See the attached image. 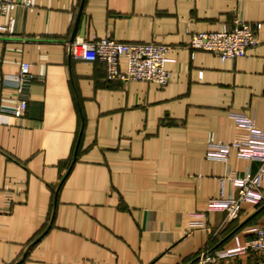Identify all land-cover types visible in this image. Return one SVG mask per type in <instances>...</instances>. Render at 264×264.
Listing matches in <instances>:
<instances>
[{
	"label": "crops",
	"instance_id": "crops-1",
	"mask_svg": "<svg viewBox=\"0 0 264 264\" xmlns=\"http://www.w3.org/2000/svg\"><path fill=\"white\" fill-rule=\"evenodd\" d=\"M23 2L0 15V264H192L264 225L253 204L238 220L208 209L230 168L255 173L259 164L235 150L228 162L206 157L249 138L239 122L264 131V0ZM236 18L261 39L246 57L188 47L193 33ZM104 37L171 46L169 83L109 80L102 63L69 54L71 41ZM23 62L40 80L16 118L1 109L17 105Z\"/></svg>",
	"mask_w": 264,
	"mask_h": 264
},
{
	"label": "built area",
	"instance_id": "built-area-1",
	"mask_svg": "<svg viewBox=\"0 0 264 264\" xmlns=\"http://www.w3.org/2000/svg\"><path fill=\"white\" fill-rule=\"evenodd\" d=\"M21 0H0V15L13 11ZM30 0H24L23 5L30 6ZM0 30H5L0 26ZM261 39L253 27L243 19L236 18L232 28L225 27L221 31L210 33H193L188 47L192 50L209 52L221 60H236L247 56L249 49L259 46ZM172 47L157 43L120 42L111 37L96 41L76 40L68 43V51L76 60L88 63L100 62L107 70L109 80L145 81L166 86L170 81V73L166 68L170 61L168 53ZM127 62V69L122 72L120 61ZM40 80L31 72V65L23 62L19 66L16 82L17 105L2 108L1 111L16 118L25 114L29 101L30 85ZM249 129V138L238 145L221 144L207 151L210 161L228 162L232 150L241 160L253 161L259 164L255 173L246 171L244 174L235 169H229L227 175L220 179V196L208 204L209 210L226 212L229 220H238L242 205H264V131L259 130L254 123L239 122ZM228 182L231 192H224V183ZM248 231L252 237L243 244L238 243L233 248L204 250L200 252L192 264H214L220 259H229L238 255L254 253L264 256V225L251 226Z\"/></svg>",
	"mask_w": 264,
	"mask_h": 264
},
{
	"label": "trees",
	"instance_id": "trees-1",
	"mask_svg": "<svg viewBox=\"0 0 264 264\" xmlns=\"http://www.w3.org/2000/svg\"><path fill=\"white\" fill-rule=\"evenodd\" d=\"M257 207L260 209V211H264V205L263 204H259V205H257Z\"/></svg>",
	"mask_w": 264,
	"mask_h": 264
},
{
	"label": "water",
	"instance_id": "water-1",
	"mask_svg": "<svg viewBox=\"0 0 264 264\" xmlns=\"http://www.w3.org/2000/svg\"><path fill=\"white\" fill-rule=\"evenodd\" d=\"M73 41H71L70 43H72ZM76 159V157L74 158V160Z\"/></svg>",
	"mask_w": 264,
	"mask_h": 264
}]
</instances>
